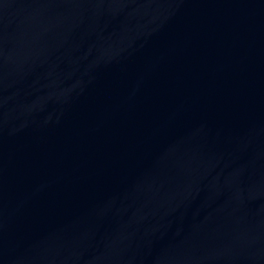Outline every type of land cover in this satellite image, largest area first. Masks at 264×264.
<instances>
[{
  "label": "water",
  "instance_id": "water-1",
  "mask_svg": "<svg viewBox=\"0 0 264 264\" xmlns=\"http://www.w3.org/2000/svg\"><path fill=\"white\" fill-rule=\"evenodd\" d=\"M0 264H264V0H0Z\"/></svg>",
  "mask_w": 264,
  "mask_h": 264
}]
</instances>
